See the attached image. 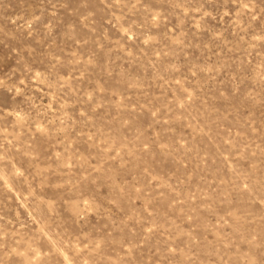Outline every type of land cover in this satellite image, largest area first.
<instances>
[{
    "label": "rangeland",
    "instance_id": "rangeland-1",
    "mask_svg": "<svg viewBox=\"0 0 264 264\" xmlns=\"http://www.w3.org/2000/svg\"><path fill=\"white\" fill-rule=\"evenodd\" d=\"M0 264H264V0H0Z\"/></svg>",
    "mask_w": 264,
    "mask_h": 264
}]
</instances>
